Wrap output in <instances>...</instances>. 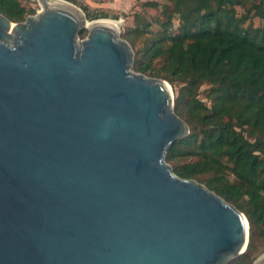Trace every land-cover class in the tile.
Listing matches in <instances>:
<instances>
[{"label": "water", "instance_id": "obj_1", "mask_svg": "<svg viewBox=\"0 0 264 264\" xmlns=\"http://www.w3.org/2000/svg\"><path fill=\"white\" fill-rule=\"evenodd\" d=\"M38 2L21 22L0 13V264L238 258L246 215L166 159L190 133L171 85L134 71L121 24Z\"/></svg>", "mask_w": 264, "mask_h": 264}, {"label": "trees", "instance_id": "obj_2", "mask_svg": "<svg viewBox=\"0 0 264 264\" xmlns=\"http://www.w3.org/2000/svg\"><path fill=\"white\" fill-rule=\"evenodd\" d=\"M82 9L89 20L106 17ZM0 13L21 22L34 10L0 0ZM254 18L264 22V0H171L154 21L140 18L123 36L135 52L134 71L181 85L174 109L190 133L167 152L174 172L249 220L247 249L229 264H254L264 251V25ZM205 83L210 105L199 98Z\"/></svg>", "mask_w": 264, "mask_h": 264}, {"label": "rangeland", "instance_id": "obj_3", "mask_svg": "<svg viewBox=\"0 0 264 264\" xmlns=\"http://www.w3.org/2000/svg\"><path fill=\"white\" fill-rule=\"evenodd\" d=\"M19 1L27 9L34 10V13L32 14H36L38 10H40L41 8L38 0H19ZM66 1L75 4L81 9L84 6L87 7L92 14L106 15V17H99L96 19L107 18V19L115 20L117 22L122 21L121 31H120V35L122 37L124 36V33L126 32L127 29L136 27L137 22L140 21V18L154 21L155 18L161 14L163 7L165 5L171 4V0H66ZM148 3H157L158 6L153 7L150 6ZM238 10L239 12H242L241 9ZM253 23L255 26L264 25V22L259 18H254ZM152 28L157 29L158 26L154 24ZM87 34H88V30L84 28L80 32L79 38L84 39L87 36ZM147 36H148L147 34H142L137 38L136 48L143 45L144 40ZM167 82L171 85L174 92V96L176 97L179 93L181 85L178 83L173 85L169 81ZM209 87L210 84L205 83L199 89V98L205 101L206 103H208V105L211 104V101L207 97V92L209 90ZM262 255H264V251H262L261 249L256 253L255 261Z\"/></svg>", "mask_w": 264, "mask_h": 264}, {"label": "bare ground", "instance_id": "obj_4", "mask_svg": "<svg viewBox=\"0 0 264 264\" xmlns=\"http://www.w3.org/2000/svg\"><path fill=\"white\" fill-rule=\"evenodd\" d=\"M104 20H105L106 22H108V23H112V25H114V26H116V25H120L121 22H122V21L117 22V21H115V20H111V19H104ZM93 23H94V22H86L84 25L91 27V26L93 25Z\"/></svg>", "mask_w": 264, "mask_h": 264}, {"label": "built area", "instance_id": "obj_5", "mask_svg": "<svg viewBox=\"0 0 264 264\" xmlns=\"http://www.w3.org/2000/svg\"><path fill=\"white\" fill-rule=\"evenodd\" d=\"M39 11V10H38Z\"/></svg>", "mask_w": 264, "mask_h": 264}]
</instances>
